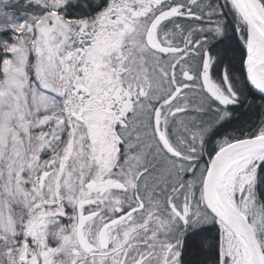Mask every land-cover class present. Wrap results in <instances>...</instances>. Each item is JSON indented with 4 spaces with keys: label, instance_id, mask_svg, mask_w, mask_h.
<instances>
[{
    "label": "snow or ice",
    "instance_id": "obj_1",
    "mask_svg": "<svg viewBox=\"0 0 264 264\" xmlns=\"http://www.w3.org/2000/svg\"><path fill=\"white\" fill-rule=\"evenodd\" d=\"M0 264H264V0H0Z\"/></svg>",
    "mask_w": 264,
    "mask_h": 264
}]
</instances>
